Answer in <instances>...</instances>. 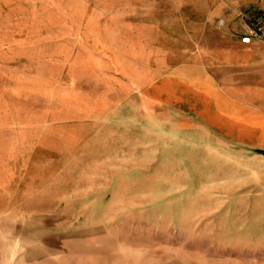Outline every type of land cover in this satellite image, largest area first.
<instances>
[{
  "label": "rangeland",
  "instance_id": "obj_1",
  "mask_svg": "<svg viewBox=\"0 0 264 264\" xmlns=\"http://www.w3.org/2000/svg\"><path fill=\"white\" fill-rule=\"evenodd\" d=\"M244 3L0 0V264H264Z\"/></svg>",
  "mask_w": 264,
  "mask_h": 264
},
{
  "label": "crops",
  "instance_id": "obj_2",
  "mask_svg": "<svg viewBox=\"0 0 264 264\" xmlns=\"http://www.w3.org/2000/svg\"><path fill=\"white\" fill-rule=\"evenodd\" d=\"M255 3V5L260 7L261 11H264V0H245L244 4H251ZM259 9V10H260ZM263 9V10H262ZM241 16L240 20L242 24H244V31L243 34L247 30V26L249 21L254 17L256 14L255 12L251 11L250 7H247L245 10L241 11L239 15ZM240 17V16H239ZM225 21H223L224 24ZM234 54L233 57H239L240 60L238 62V66L231 65L230 67H226L225 69H242L241 78L245 82V89L251 90V85L255 84L256 90V97L255 101H249L250 104L254 105H264V60H249L252 57H262L264 58V51L257 50V49H250V50H233L229 51V57H232L231 54ZM262 54V55H261Z\"/></svg>",
  "mask_w": 264,
  "mask_h": 264
},
{
  "label": "built area",
  "instance_id": "obj_3",
  "mask_svg": "<svg viewBox=\"0 0 264 264\" xmlns=\"http://www.w3.org/2000/svg\"><path fill=\"white\" fill-rule=\"evenodd\" d=\"M243 44H264V11L254 15L249 21L246 32L241 36Z\"/></svg>",
  "mask_w": 264,
  "mask_h": 264
}]
</instances>
